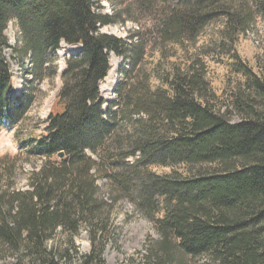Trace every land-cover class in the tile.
I'll list each match as a JSON object with an SVG mask.
<instances>
[{
  "label": "trees",
  "instance_id": "obj_1",
  "mask_svg": "<svg viewBox=\"0 0 264 264\" xmlns=\"http://www.w3.org/2000/svg\"><path fill=\"white\" fill-rule=\"evenodd\" d=\"M98 10L95 0H0V129H15L33 103L30 86L9 97L1 51L17 50L8 25L38 81L54 76L55 48L81 46L65 60L44 134L0 157V254L14 264H71L84 230L89 252L77 264H107L110 213L125 200L158 236L138 264H264V61L251 66L237 51L264 18V0H135L112 16ZM128 21L134 29L123 39L99 31ZM111 54L123 62L107 102L99 84ZM212 64L225 68L219 91ZM32 157L40 165L19 189Z\"/></svg>",
  "mask_w": 264,
  "mask_h": 264
},
{
  "label": "rangeland",
  "instance_id": "obj_2",
  "mask_svg": "<svg viewBox=\"0 0 264 264\" xmlns=\"http://www.w3.org/2000/svg\"><path fill=\"white\" fill-rule=\"evenodd\" d=\"M98 2L99 14L104 16H112L115 13H121L124 9L132 5L135 0H95ZM116 11V12H115ZM134 29V25L128 21L123 27L120 24L100 28L101 34L112 35L116 38H125L126 31ZM5 36L8 44L17 50L4 49L1 51L2 56L10 67L12 91L9 94L10 99L14 98L16 93H20L22 89L32 88L30 98L32 105L21 120L16 129L5 127L0 129V157L5 154L15 156L19 147V143L26 142L25 152L30 150L33 139L40 138L43 134L44 122L50 114V111L56 106V97L62 88L61 74L65 60L75 55L80 50V45H60L58 53L57 65L50 70L53 77H46L42 81L32 79L28 72L32 67L29 58L20 57V32L15 28L14 23H10L6 29ZM17 47V48H16ZM237 51L243 61L249 65L259 61H264V18H258L251 30L241 37L237 44ZM14 52V53H13ZM16 53V54H15ZM29 59V60H28ZM122 59L110 55V71L107 77L100 83V94L103 100L107 102L113 101V90L118 79V70L122 64ZM29 64V65H28ZM224 65L212 64L210 67V80L217 91L224 85ZM17 135H16V133ZM22 159V157H20ZM55 159V158H54ZM40 160H34L32 157V165L25 164L23 167V175L18 180V188L25 189V175L31 169H37ZM160 172V170H157ZM163 172V171H161ZM165 172V171H164ZM98 185L102 187V182L98 181ZM138 212L130 203L120 200L110 213L111 230L110 240L103 252L104 260L107 264H138L140 263L141 254L144 253V246L149 241L158 238L152 223ZM65 238L60 236L56 240L58 247L63 245ZM77 250V256L71 264H77L78 257L89 252V241L87 234L82 230L79 236L74 240ZM183 264H215L207 257L182 259ZM15 260L8 257L5 253L0 254V264H14ZM65 264V263H63Z\"/></svg>",
  "mask_w": 264,
  "mask_h": 264
},
{
  "label": "bare ground",
  "instance_id": "obj_3",
  "mask_svg": "<svg viewBox=\"0 0 264 264\" xmlns=\"http://www.w3.org/2000/svg\"><path fill=\"white\" fill-rule=\"evenodd\" d=\"M129 10H130V9H129ZM115 12H116V11H115ZM119 13H120V12H119ZM141 16H142V15H141ZM137 20H138V19H137ZM222 22H223V21H222ZM118 24H119V23H118ZM111 27H112V26H111ZM139 29H140V28H139ZM140 32H141V31H140ZM94 36H95V35H94ZM225 41H226V40H225ZM63 44H64V43H63ZM61 45H62V44H61ZM127 45H128V44H127ZM16 48H17V47H16ZM59 49H60V46H59L58 48H55V50H56V51H55V56H56V58L58 57V53H57V51H58ZM80 50H81V46H80ZM80 50H79V51H80ZM79 51H78V52H79ZM78 52H77V53H78ZM127 52H128V51H127ZM15 54H16V53H15ZM128 55H129V54H128ZM58 58H59V57H58ZM160 58H161V57H160ZM56 61H57V60H56ZM65 62H66V61H65ZM126 62H127V61H126ZM28 65H29V64H28ZM110 69H111V68H110ZM142 69H143V68H142ZM107 73H108V72H107ZM31 76H32V75H31ZM106 77H107V76H106ZM137 77H138V76H137ZM137 77H136V78H137ZM104 79H105V78H104ZM155 82H156V81H155ZM99 85H100V84H99ZM17 95H19V93H16L15 96H14V98H15ZM17 97H18V96H17ZM31 103H32V102H31ZM152 106H153V105H152ZM53 114H54V113H53ZM140 115H141V114H140ZM116 131H117V130H116ZM16 135H17V133H16ZM106 185H107V184H106ZM143 218H144V217H143Z\"/></svg>",
  "mask_w": 264,
  "mask_h": 264
},
{
  "label": "water",
  "instance_id": "obj_4",
  "mask_svg": "<svg viewBox=\"0 0 264 264\" xmlns=\"http://www.w3.org/2000/svg\"><path fill=\"white\" fill-rule=\"evenodd\" d=\"M62 156H64L63 153H59V154L57 155L58 158H61Z\"/></svg>",
  "mask_w": 264,
  "mask_h": 264
}]
</instances>
